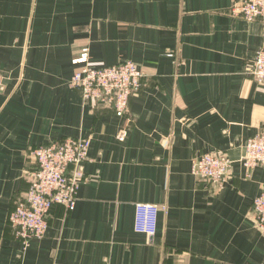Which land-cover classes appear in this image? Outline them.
I'll list each match as a JSON object with an SVG mask.
<instances>
[{
	"label": "crops",
	"instance_id": "1",
	"mask_svg": "<svg viewBox=\"0 0 264 264\" xmlns=\"http://www.w3.org/2000/svg\"><path fill=\"white\" fill-rule=\"evenodd\" d=\"M237 0H0V264H264L251 213L264 166L240 162L264 133V86L250 75L264 17ZM83 49L95 66L133 61L141 87L124 116L71 86ZM89 138L74 209L55 205L23 248L7 222L34 166L30 151ZM206 152L233 163L217 183L195 177ZM164 206L152 235L135 203Z\"/></svg>",
	"mask_w": 264,
	"mask_h": 264
},
{
	"label": "built area",
	"instance_id": "2",
	"mask_svg": "<svg viewBox=\"0 0 264 264\" xmlns=\"http://www.w3.org/2000/svg\"><path fill=\"white\" fill-rule=\"evenodd\" d=\"M229 11L232 16L247 21L261 19L264 17V0H237ZM72 62L78 67L71 76L70 84L83 100L111 106L117 116L127 113L129 99L140 89L145 76L133 61L95 66L88 62L87 50L83 49ZM249 72L255 82L264 86V48L255 54ZM1 78L0 73V82ZM89 144V138L68 137L30 151L34 160V166L29 171L30 184L23 198L15 203L7 216V222L21 240L23 248L31 239L43 238L55 205L68 211L74 209ZM240 162L247 169L264 166V133L246 140ZM232 163L224 154L206 152L192 159L191 173L197 178L217 183L227 175ZM160 209L164 206L135 203V230L152 235ZM251 213L256 227L264 233V187L253 198Z\"/></svg>",
	"mask_w": 264,
	"mask_h": 264
}]
</instances>
